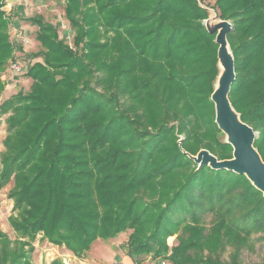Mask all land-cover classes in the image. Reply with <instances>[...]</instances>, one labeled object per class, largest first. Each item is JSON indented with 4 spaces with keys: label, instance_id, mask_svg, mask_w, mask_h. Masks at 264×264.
<instances>
[{
    "label": "trees",
    "instance_id": "trees-1",
    "mask_svg": "<svg viewBox=\"0 0 264 264\" xmlns=\"http://www.w3.org/2000/svg\"><path fill=\"white\" fill-rule=\"evenodd\" d=\"M65 1L78 29L74 46L54 24L31 17L43 63L27 67L29 91L1 101L15 45L0 0V113L13 112L0 188L13 176L9 221L18 233L12 242L0 230V264H32L26 246L39 231L78 259L98 239L128 230L136 264L143 255L169 264H252L242 254L253 236L264 247L263 192L246 175L190 157L201 148L233 157L211 96L218 44L201 23L208 11L199 0ZM215 6L234 23L228 98L257 132L264 161V0Z\"/></svg>",
    "mask_w": 264,
    "mask_h": 264
},
{
    "label": "rangeland",
    "instance_id": "rangeland-1",
    "mask_svg": "<svg viewBox=\"0 0 264 264\" xmlns=\"http://www.w3.org/2000/svg\"><path fill=\"white\" fill-rule=\"evenodd\" d=\"M198 2L208 11V17L206 19L216 17L214 21L210 22L211 27H215L216 25L220 24V22L227 21L232 25L231 30H233V20L220 17L219 9L215 6V0H199ZM65 3V0H15L13 3H10L6 0V4L1 8V11L4 12V15L9 21L8 33L10 36V40L15 45L14 58L12 59L15 60L9 58L8 62L5 65V68L3 69V80L6 85L1 94V101L9 99L19 90H23L24 92L29 91L32 81L30 78L25 76L27 67L35 61H40L43 63L42 58L36 57V55H34L35 53H38V51L41 49V46L39 41L36 39L38 25L33 22L32 19H30L31 17L42 18L45 22L54 24L58 28L60 36L65 37L67 43L70 46H74L73 35L78 34V29L73 28L70 21L66 18ZM206 19L201 21V23L205 27ZM15 29L22 32L25 39L28 40L27 43L20 42L14 32ZM97 29L98 31H100V33H106V31H108L102 24V21H99ZM217 33L215 34V39ZM108 34L113 35V32L110 31ZM228 34V50L232 55L235 69V56L230 40L228 38ZM85 41H87V37L85 38ZM85 41L80 44L81 48H78V52L81 57H83V46L85 44ZM100 41L103 42L104 40ZM10 61L18 62L21 70L10 68ZM83 64L89 65L90 71H92L93 66L91 65V63L89 64V62L86 60ZM217 66L218 74L214 80V90L216 89L223 72L219 59L217 60ZM95 74L96 77L99 76L96 72ZM92 79L93 78H91L90 81H92ZM232 107L235 113L241 119L240 112L235 109L233 105ZM12 113L13 112L11 111L6 114L0 113V156L5 149L3 141L7 135L6 119ZM183 138L184 136L181 135L178 143H181ZM223 140L224 142H227L225 134ZM203 149L205 148H201L197 152V154ZM1 166L2 164L0 159V168ZM13 185L14 181L12 176L11 180L4 187L0 188V230L5 232L12 242H15L14 240L15 238H17L18 233L11 226L9 221L10 216L14 213L13 199L9 196V191L13 187ZM129 234L130 230L108 240L98 239L94 242L91 248L78 259L71 258L64 245L61 246L53 243L49 240L48 237L44 235L42 231L37 232L34 238H30L31 240L29 245L26 246V250L29 253V259L32 264H51L54 260H59L62 264H136L134 258L127 253L129 245ZM175 237L176 236L169 238L170 245H174L175 243H177ZM253 238L254 247L244 249L242 258L247 263L260 264L264 262V247L262 241L257 240L256 236H253ZM225 256L227 257L228 254H226ZM140 259L141 260L139 264H157L159 260H165L166 258L160 257L155 260L151 257V255H143L140 257ZM166 261L168 262L167 259Z\"/></svg>",
    "mask_w": 264,
    "mask_h": 264
},
{
    "label": "water",
    "instance_id": "water-1",
    "mask_svg": "<svg viewBox=\"0 0 264 264\" xmlns=\"http://www.w3.org/2000/svg\"><path fill=\"white\" fill-rule=\"evenodd\" d=\"M7 1L13 3L15 0ZM215 19L216 17L206 19V27L211 33L218 32L215 41L219 45L218 59L223 72L212 94V100L216 107V123L226 135L227 142L232 145L233 157L231 159H218L217 156L205 149L190 157L199 166L208 164L216 169H228L246 175L264 194V161L254 147L257 132L240 119L228 98L230 87L236 79L233 58L229 53L227 41V34L232 25L223 21L215 27H211L210 22Z\"/></svg>",
    "mask_w": 264,
    "mask_h": 264
},
{
    "label": "built area",
    "instance_id": "built-area-1",
    "mask_svg": "<svg viewBox=\"0 0 264 264\" xmlns=\"http://www.w3.org/2000/svg\"><path fill=\"white\" fill-rule=\"evenodd\" d=\"M14 32L17 35V38L20 40V42H22V43H24V42L27 43L28 42V40L25 39V37L23 36L21 31L15 29ZM10 68L15 69V70H21V67L19 66L18 62H11ZM157 264H168V262L166 260H159L157 262Z\"/></svg>",
    "mask_w": 264,
    "mask_h": 264
}]
</instances>
